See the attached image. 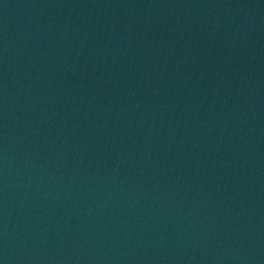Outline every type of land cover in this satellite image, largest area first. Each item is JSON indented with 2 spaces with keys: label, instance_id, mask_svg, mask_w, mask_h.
Masks as SVG:
<instances>
[{
  "label": "water",
  "instance_id": "obj_1",
  "mask_svg": "<svg viewBox=\"0 0 264 264\" xmlns=\"http://www.w3.org/2000/svg\"><path fill=\"white\" fill-rule=\"evenodd\" d=\"M0 109L264 262V0H0Z\"/></svg>",
  "mask_w": 264,
  "mask_h": 264
}]
</instances>
